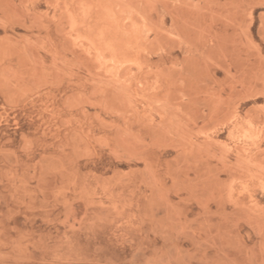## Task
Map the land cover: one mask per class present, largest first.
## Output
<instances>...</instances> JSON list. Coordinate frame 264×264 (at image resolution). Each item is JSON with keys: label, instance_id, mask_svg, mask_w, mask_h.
Instances as JSON below:
<instances>
[{"label": "rangeland", "instance_id": "obj_1", "mask_svg": "<svg viewBox=\"0 0 264 264\" xmlns=\"http://www.w3.org/2000/svg\"><path fill=\"white\" fill-rule=\"evenodd\" d=\"M0 264H264V0H0Z\"/></svg>", "mask_w": 264, "mask_h": 264}]
</instances>
